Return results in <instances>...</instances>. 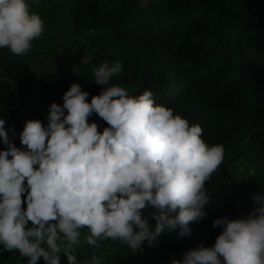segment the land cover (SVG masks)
I'll return each instance as SVG.
<instances>
[{"label":"clouds","instance_id":"clouds-1","mask_svg":"<svg viewBox=\"0 0 264 264\" xmlns=\"http://www.w3.org/2000/svg\"><path fill=\"white\" fill-rule=\"evenodd\" d=\"M40 0H0V48L28 54L44 21L31 11ZM120 61L94 66L89 93L72 83L63 105L51 103L47 125L30 119L18 148L0 118V245L19 252L26 264H102L97 251L112 241L132 253L158 245L162 236H190V224L207 217L212 204L206 183L223 162L225 149L209 144L199 124L158 104L150 90L132 95L113 84ZM107 127L98 130L93 115ZM15 134L14 128L11 129ZM247 217L216 218L215 243L199 244L170 264H264V191L250 194ZM153 209L146 216L144 213ZM150 219L155 221L153 225ZM86 229V231H84ZM90 259L74 254L82 233Z\"/></svg>","mask_w":264,"mask_h":264},{"label":"trees","instance_id":"trees-1","mask_svg":"<svg viewBox=\"0 0 264 264\" xmlns=\"http://www.w3.org/2000/svg\"><path fill=\"white\" fill-rule=\"evenodd\" d=\"M70 26L75 37L89 44L78 46L56 71L41 64L36 70L27 55L0 48V118L10 141L23 147L19 134L27 120L46 126L49 106H62L72 83L80 84L90 101L103 87L93 82L92 67L104 60L120 61L122 75L114 77L113 84L132 95L152 91L156 103L199 124L202 138L223 145L225 154L206 183L212 198L205 209L208 215L190 224V236L177 239L175 232L167 233L157 246L145 244L143 254L109 241L97 255L102 264H170L199 244L212 246L222 231L212 227L213 221L247 217L255 207L250 194L264 191V0H75ZM31 54H43L45 63L58 51L46 45ZM85 58L90 64L75 70V63ZM89 122L101 132L107 127L95 114ZM5 148L0 142V149ZM238 162L247 169L242 181L231 170ZM85 235L74 246L78 261L90 259L93 251ZM0 264H26V258L0 245ZM38 264H45L43 258Z\"/></svg>","mask_w":264,"mask_h":264},{"label":"rangeland","instance_id":"rangeland-1","mask_svg":"<svg viewBox=\"0 0 264 264\" xmlns=\"http://www.w3.org/2000/svg\"><path fill=\"white\" fill-rule=\"evenodd\" d=\"M142 1L143 3H147L149 0ZM29 4L31 5V0H29ZM74 6L75 0H40L39 5L31 7V11L37 13L44 21V32L41 38L33 42L31 51L28 55L26 54L28 56V60L34 63L36 70H40V67L45 65V69L56 71L59 63L63 62V60L69 57V55L72 56L77 51L78 46H81L82 44H89L88 39H78V37H75L71 31L70 20L73 19ZM49 33L51 34L49 35ZM46 45L56 46L58 54L57 56L52 55L51 57L53 59L42 63L41 59L44 58L43 54L39 58L33 56L31 53L37 49H43ZM90 62L91 59L89 58L82 59L80 63H75L73 68L75 70L82 69L84 66L90 64ZM68 63L73 65L74 62L72 59H69ZM130 89L132 90V88ZM231 170L237 181L246 179L247 169L243 162H238ZM84 231H86V229ZM74 254L76 255V253ZM61 262L63 264H68L67 257L63 253H61Z\"/></svg>","mask_w":264,"mask_h":264},{"label":"crops","instance_id":"crops-1","mask_svg":"<svg viewBox=\"0 0 264 264\" xmlns=\"http://www.w3.org/2000/svg\"><path fill=\"white\" fill-rule=\"evenodd\" d=\"M28 55V54H27Z\"/></svg>","mask_w":264,"mask_h":264}]
</instances>
